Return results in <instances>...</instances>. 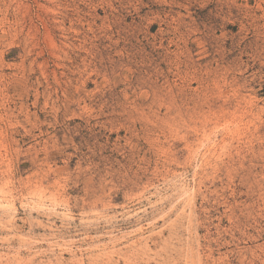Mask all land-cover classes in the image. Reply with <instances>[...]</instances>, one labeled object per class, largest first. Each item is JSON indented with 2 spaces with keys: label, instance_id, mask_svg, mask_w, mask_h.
Here are the masks:
<instances>
[{
  "label": "rangeland",
  "instance_id": "374dc122",
  "mask_svg": "<svg viewBox=\"0 0 264 264\" xmlns=\"http://www.w3.org/2000/svg\"><path fill=\"white\" fill-rule=\"evenodd\" d=\"M0 264H264V0H0Z\"/></svg>",
  "mask_w": 264,
  "mask_h": 264
}]
</instances>
